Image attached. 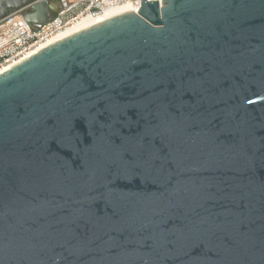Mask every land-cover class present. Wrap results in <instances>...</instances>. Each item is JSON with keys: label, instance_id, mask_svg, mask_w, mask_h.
I'll list each match as a JSON object with an SVG mask.
<instances>
[{"label": "water", "instance_id": "water-1", "mask_svg": "<svg viewBox=\"0 0 264 264\" xmlns=\"http://www.w3.org/2000/svg\"><path fill=\"white\" fill-rule=\"evenodd\" d=\"M141 3L0 73V264H264V0Z\"/></svg>", "mask_w": 264, "mask_h": 264}, {"label": "built area", "instance_id": "built-area-1", "mask_svg": "<svg viewBox=\"0 0 264 264\" xmlns=\"http://www.w3.org/2000/svg\"><path fill=\"white\" fill-rule=\"evenodd\" d=\"M59 5L58 14L42 25L28 24L23 10L12 11L0 20V73L30 57L33 51L37 53L52 44H49L51 40L84 17L99 19L106 11L119 7L138 13L142 3L141 0H59Z\"/></svg>", "mask_w": 264, "mask_h": 264}, {"label": "bare ground", "instance_id": "bare-ground-1", "mask_svg": "<svg viewBox=\"0 0 264 264\" xmlns=\"http://www.w3.org/2000/svg\"><path fill=\"white\" fill-rule=\"evenodd\" d=\"M127 10H128V8H126V7L113 8V9H110V10L106 11L105 14L102 17H100L99 19H92L90 17H84L77 24H75L73 27L65 30L60 35H58L53 40H51L49 42V44L53 43V42H56V41H58L60 39H63L65 37L69 36V35L74 34V32L83 30V29H85L87 27L92 26L93 24H96V23H99L101 21H104V20H106V19H108V18H110V17H112V16H114V15H116L118 13H121V12H124V11H127ZM35 52L36 51H33L31 54L33 55ZM26 58H23V59H26Z\"/></svg>", "mask_w": 264, "mask_h": 264}, {"label": "snow or ice", "instance_id": "snow-or-ice-1", "mask_svg": "<svg viewBox=\"0 0 264 264\" xmlns=\"http://www.w3.org/2000/svg\"><path fill=\"white\" fill-rule=\"evenodd\" d=\"M248 103H252V101L249 100Z\"/></svg>", "mask_w": 264, "mask_h": 264}]
</instances>
